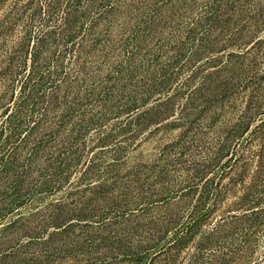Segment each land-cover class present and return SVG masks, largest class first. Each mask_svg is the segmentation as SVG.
I'll return each mask as SVG.
<instances>
[{"label": "rangeland", "instance_id": "1", "mask_svg": "<svg viewBox=\"0 0 264 264\" xmlns=\"http://www.w3.org/2000/svg\"><path fill=\"white\" fill-rule=\"evenodd\" d=\"M0 264H264V0H0Z\"/></svg>", "mask_w": 264, "mask_h": 264}]
</instances>
